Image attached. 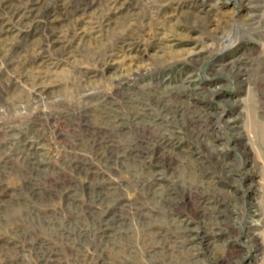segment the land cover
<instances>
[{
	"label": "rangeland",
	"instance_id": "1",
	"mask_svg": "<svg viewBox=\"0 0 264 264\" xmlns=\"http://www.w3.org/2000/svg\"><path fill=\"white\" fill-rule=\"evenodd\" d=\"M0 264H264V0H0Z\"/></svg>",
	"mask_w": 264,
	"mask_h": 264
}]
</instances>
